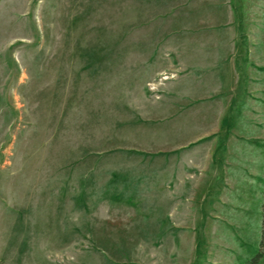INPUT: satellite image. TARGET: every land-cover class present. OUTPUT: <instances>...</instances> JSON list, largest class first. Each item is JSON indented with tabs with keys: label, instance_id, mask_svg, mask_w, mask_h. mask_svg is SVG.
Returning a JSON list of instances; mask_svg holds the SVG:
<instances>
[{
	"label": "rangeland",
	"instance_id": "rangeland-1",
	"mask_svg": "<svg viewBox=\"0 0 264 264\" xmlns=\"http://www.w3.org/2000/svg\"><path fill=\"white\" fill-rule=\"evenodd\" d=\"M263 205L264 0H0V264H254Z\"/></svg>",
	"mask_w": 264,
	"mask_h": 264
},
{
	"label": "trees",
	"instance_id": "trees-1",
	"mask_svg": "<svg viewBox=\"0 0 264 264\" xmlns=\"http://www.w3.org/2000/svg\"><path fill=\"white\" fill-rule=\"evenodd\" d=\"M263 225L262 227L264 228V205H263ZM264 257V231L262 232V241H261V248L259 253L257 254L255 260H254V264H259L261 262V260Z\"/></svg>",
	"mask_w": 264,
	"mask_h": 264
},
{
	"label": "crops",
	"instance_id": "crops-1",
	"mask_svg": "<svg viewBox=\"0 0 264 264\" xmlns=\"http://www.w3.org/2000/svg\"><path fill=\"white\" fill-rule=\"evenodd\" d=\"M256 82H257V80L255 81V78L252 79V83H256ZM115 264H118V263H115ZM259 264H264V257H263V259L261 260V262Z\"/></svg>",
	"mask_w": 264,
	"mask_h": 264
}]
</instances>
